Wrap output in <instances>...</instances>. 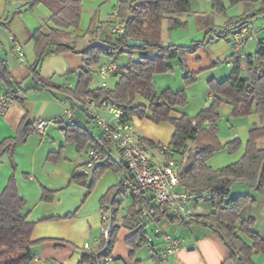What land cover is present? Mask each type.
Segmentation results:
<instances>
[{"label":"trees","instance_id":"1","mask_svg":"<svg viewBox=\"0 0 264 264\" xmlns=\"http://www.w3.org/2000/svg\"><path fill=\"white\" fill-rule=\"evenodd\" d=\"M227 1L231 5L243 3L245 7L242 15L228 21L220 30L216 32L214 30L216 37L228 39L233 31L250 26L252 16L258 11L252 9L256 0ZM81 2L82 0L30 1L29 6L42 3L49 9L48 20L52 24L48 32L36 29L29 35V39L33 41L34 61L27 68L30 76L39 83V87L32 89L55 88L71 97L72 106L75 105L74 100L85 97L94 99L97 104H113L122 109L120 118L122 122L137 117L147 118L156 124L170 123L174 131L167 145L175 155L186 154V160L180 165L178 172L180 188L187 190L194 200L210 199L212 210L201 217L208 223L210 230L223 241L234 264H254L252 256L255 253H264V237L255 233L253 220L243 219L241 213L248 204L254 203L256 195H264V149L257 148L256 145V140L264 137V123L252 126L248 130L243 153L238 160L218 168H212L207 161L218 150L226 149L232 153L241 147L239 138L221 143L217 136L219 107L222 103L231 106V117L240 118L252 113L264 117V39L257 40L254 52L246 51L239 58H233L231 53L229 57L233 67L224 79L217 80L213 77L207 79L206 84L211 95L207 107L202 108L194 116L184 112L174 116L173 112H179L187 102L184 91L164 88L157 92L152 83V75L155 72L171 70L168 61L175 59L182 67L184 84L195 82L197 73L187 68L185 55L193 53L199 47H204L213 38L196 40L189 45L164 44L161 41V24L164 20L169 30L186 27L187 22L182 16L191 13V0H143L140 3L121 0L117 5L116 18L123 23V32L112 40H106L105 44L89 42L78 48L79 40L91 32L88 29L83 35L72 36L79 28ZM212 4L223 9L221 0H212ZM2 24L3 22H0V26ZM128 39L143 40L145 43L139 48H130L127 45ZM148 41L151 42L150 45L146 43ZM65 51L80 54L83 62L76 73V82L72 88L48 82L38 72L47 53ZM134 51L140 53L137 59H129L124 65L117 64L118 68L112 74L117 79L112 86L109 84L108 87L90 86L96 71L93 66L100 63L102 56L111 59L124 52ZM151 52L153 54L149 55ZM242 71L245 72L244 76ZM0 80L8 87L6 93L8 97L21 99V93L26 92V89L19 86L16 90H11V84L15 81L3 59H0ZM136 96L144 99L146 104L136 103ZM87 119L82 121L75 119L74 116L71 122L63 123L59 129L65 142L74 143L78 151L90 144L92 149L102 152L101 161L90 172L89 183L86 185L88 193L98 177L109 168L119 169L123 176L128 175L134 180L121 154L119 160H114L109 155L113 141L100 129V133L95 134L89 126L90 122H94L88 116ZM33 132L34 124L22 120L15 135L6 137L0 142V156L3 153L11 155L14 147L25 142ZM136 138L148 150L161 145L141 136ZM115 147L120 152L116 145ZM62 148L60 146L58 150L48 152L46 160L58 161L62 156ZM87 176L74 173L72 179L84 183L85 181L82 180ZM121 181L122 178L119 185L108 188L99 198L100 207L109 208L113 223L117 220L120 206L116 195L122 187ZM234 183H240L249 192L231 196L230 190ZM53 194L54 191L43 189L41 199L50 201ZM141 201L153 207L152 217L155 220L167 217L170 221L184 223V219L167 214L163 204L151 203L144 194ZM25 203V199L17 190L14 171H12L8 182L0 192V264H30L34 258L32 246L39 240L33 242L30 239L34 222L22 214ZM138 205L140 202L133 198L130 211L122 220L123 226L134 230L127 240L134 248L146 243L144 233L138 226L141 215ZM73 215L74 213L66 214L63 217ZM188 222L192 220L189 219ZM117 231L118 226L114 224L110 232L109 246L102 249L103 245L100 241L97 248L84 249L85 252L79 262L95 264L102 256L111 253ZM152 258L154 264H160L159 254L155 251L152 253Z\"/></svg>","mask_w":264,"mask_h":264},{"label":"crops","instance_id":"2","mask_svg":"<svg viewBox=\"0 0 264 264\" xmlns=\"http://www.w3.org/2000/svg\"><path fill=\"white\" fill-rule=\"evenodd\" d=\"M14 1H21L23 4L17 8H13L12 2ZM30 1L31 0H0V22L4 24L0 26V59L6 62L10 74L15 81V83L11 84V90H16L18 86L22 89H26L25 93H21V99L9 97V105L5 113L0 115V142L6 137L14 136L22 120H24L25 123L33 124L38 119L59 122V113H52L49 115L45 112L52 107L62 109V107L71 100L69 95L55 88L50 87L42 90L32 89L34 87H39V83L30 76L27 68L34 60L31 59L29 61L24 54L25 59L23 61H18L15 56V60L12 61V59L7 56L6 48L4 44H2V37L5 38L7 36L9 41L8 45L10 46L8 34H12L24 49H29L32 53L33 41L29 39L30 33L36 29L48 32L49 28L52 27L51 22L48 20L50 16L49 9L42 3L29 6ZM119 1L121 0H82L80 17L85 12L93 17L89 27L91 32L87 33L88 35L85 34L79 40L77 43L78 48L89 42L105 44L106 40L113 39L109 33L108 21L116 18V9ZM126 1L140 3L143 0ZM28 10L31 13L29 15L26 13ZM37 13H40V15ZM80 30L79 26L78 31L73 32L72 36L83 35L85 33V31L82 32ZM258 39L262 38L256 35V41ZM176 42L177 41L173 40L171 34H169L167 44H175ZM180 45L186 44L181 42ZM248 46H250V44H248ZM134 52L137 54V57H139L140 53L138 51ZM152 54L153 52L149 53V55ZM101 58L102 61L105 60L104 58L106 57L102 56ZM107 60H109V58H107ZM172 60L178 63L177 60ZM172 60H169L168 64L171 65ZM101 61L99 64L103 63ZM185 61L189 70L198 73L202 69L211 68L212 65L216 64L218 59L213 60L207 53L205 47H199L193 53H187L185 55ZM82 65L83 62L80 54L70 51L47 53L38 72L48 82L72 88L76 82V73ZM98 65L93 66L96 70L95 73H97ZM171 67H173V64ZM56 72L64 77L63 83H56L51 80ZM227 75L228 73H224L218 77V75L215 74L211 77L222 80ZM208 78H210V76ZM108 79H114L115 81L117 77L110 76ZM90 86L96 87L98 84L92 86L90 83ZM164 88L170 87L166 86L155 91L159 92ZM177 90H183V88L174 91ZM7 92L8 87L0 80V95H6ZM208 96L211 101L209 91ZM135 102L146 104V101L139 96H136ZM180 112L187 113L183 108H180L179 112H173V115L179 116ZM231 113L232 108L230 105L225 103L220 105V117L217 122L218 138L220 142L225 143L231 138L238 137L244 145L247 140L248 130L252 126L263 124L264 117L252 113L244 117L234 118L231 117ZM105 115L109 117L108 113ZM74 116L75 119L82 120L76 112ZM130 122L135 136H141L158 144L168 143L174 131V127L168 122L156 124L147 118L139 119L137 117H132ZM99 133L100 130L96 134ZM66 145L71 144H66L63 138H59V136H57L55 132L53 133L49 130L47 126L43 134L36 132L34 129V132L27 137L25 142L14 147L11 155L3 153L0 156V192L8 182L12 171H14L17 190L26 201L22 214H24L28 220L34 222L30 239L33 242L39 240V242L34 243L32 246L34 258L30 264H91L89 262L80 263L79 261L82 254L85 252L83 244L90 243V245H94L98 238L97 232L100 222V207L98 206L97 209L92 211L84 210V203L73 201L74 199L69 197L68 194H66L68 195L66 199L69 203L67 202L64 204L65 206L61 205L60 207L56 204L62 201L63 198L61 195L64 190L71 189L73 186L80 184L78 181L72 179L74 173L89 176L90 172H78L74 169V164L73 169H71L72 162L69 161L67 165L68 168L66 169L60 168L59 161L55 163V165L51 164L52 166H46L45 164L48 152L56 151L60 146H63L64 150L66 149ZM256 145L257 148L264 149V137L258 138L256 140ZM89 149H91L90 144L82 151L85 154L83 157L85 160H77L75 161L76 164L82 165L87 160V151ZM156 149L157 148L150 149V151L156 153ZM64 154L63 151L62 157ZM109 155L111 156L110 148ZM67 158L68 157L65 156V159ZM71 171H73V174L70 178L69 174ZM38 174H41L42 177L40 178L44 179H39ZM233 185L230 191H232ZM238 185L240 186H236L239 187L236 190L237 194L249 192L245 186L241 184ZM240 187H242V189ZM43 189L54 191L50 201L41 199ZM178 189L182 190L180 186ZM144 195L151 200V203L154 202L149 193L146 192ZM30 199L38 200V204L36 201L34 202L35 205L39 206L37 210L35 209L36 206L26 208ZM138 206L140 208V205ZM130 208L131 206L129 207L128 205L122 215L118 213L117 220L114 223L118 226V231L115 243L112 247L111 256L116 264H154L152 258L153 251L159 253L165 246V242L161 235L154 231V226H158L162 232L175 235L180 239V246L171 254L167 255L166 258L160 259V264H234L230 259V253L223 241L210 230L207 224L195 220L192 217L190 218L192 222L187 223L189 219H184V223H180L177 221H170L167 217H161L159 220L152 218L153 221H148L140 215L138 226L141 227L144 236L150 238V240L148 241L146 239L145 244L134 248L133 245L127 241L134 230L122 225L123 217L128 214ZM188 209L196 210L201 216L207 215L212 210L211 201L209 198H204L199 201L193 199L188 203ZM72 213H74L73 216L63 217L66 214ZM166 213L168 214L167 211ZM241 217L245 220H253V229L255 233L258 236L264 237V195H256L254 203L248 204L243 209ZM252 259L254 264H264V253H255Z\"/></svg>","mask_w":264,"mask_h":264},{"label":"rangeland","instance_id":"3","mask_svg":"<svg viewBox=\"0 0 264 264\" xmlns=\"http://www.w3.org/2000/svg\"><path fill=\"white\" fill-rule=\"evenodd\" d=\"M221 1L223 4V9H220L219 6L213 5L212 0H191V4H190L191 13L189 15L182 16V19L187 22L186 27H179L176 29L169 30L168 24L165 20L161 24V41L164 44L168 43L169 34H171L173 40L177 41L175 44H181L182 42L186 45H189L193 41H196V40H203L204 38H206L204 40H208L211 37L213 38L209 43L205 44L204 47L207 53L212 57V59L213 60L218 59V61L216 62V64L212 65L211 68L202 69L198 73L196 72L197 74H196L195 82L188 84V85L184 84L183 79H182V76H183L182 67L173 60L172 62L170 61L173 64V67H171V70L166 71V72H155L152 75L153 86L155 90L157 91L166 86L170 87L172 90L183 88V91L187 98V102L185 106L182 108L190 116L196 115V113H198L202 108L207 107L210 103L209 102L210 99L208 98L209 97L208 88L206 84L208 77L209 76L211 77L212 75H215V74L218 75L219 77L220 75H223L224 73H229V71L233 67V65H230V66L227 65V62L231 60L229 56L232 53V48H231L232 45L230 42V38L227 39L224 37H221V38L216 37L215 32L220 30L221 27H223L231 19H234L235 17L242 15L245 12V7L243 3L231 5L229 4L227 0H221ZM252 9L258 12H256V14L252 16L251 25L253 28L258 29V31L256 32L257 35L260 38L264 39V9H261V3L259 0H256L254 2ZM26 13L28 15L31 14L29 10L26 11ZM37 14L40 15V13H37ZM38 15H35V16H38ZM92 17H93L92 15L87 14L86 12L82 14V16L80 17L81 20L79 23V26L81 29L80 31L86 32L89 29L91 25ZM115 20H117V18L108 21L109 22V32H110V27L115 22ZM8 42L9 41L7 39V36L5 38L2 37V44H4L6 48L7 56L10 57L12 61H14L15 57L17 58V56L15 55L11 47V43L9 46ZM249 44L250 46H248L246 51L254 52L257 46L256 38L254 41L249 42ZM21 48H22V52L26 55L29 61L31 59L34 60V52L31 53L29 49H26V48L24 49L22 46ZM137 58L138 57L135 52H132V53L124 52L120 54L119 56H117L116 62L118 65H124L129 59H137ZM104 59L105 60H102L101 62L108 61L107 58H104ZM242 75L243 76L245 75L244 71H242ZM51 80L56 83H63L64 77L60 76L59 73L56 72L52 76ZM102 81H103L102 78L97 73H94L91 84L92 86H95L97 84L101 85ZM107 82L109 85L112 86V84L114 83V79H108ZM65 108L72 109V105L70 104V101H68L62 107V109L52 107L50 109H47V111L45 112L46 114H49V115L52 113H59V117L61 121L59 119V122H53L51 125L48 124L47 126L49 130H51L53 133L55 132V134H57L59 138H63V139L64 137L59 129V126L67 121L68 117L64 113ZM75 112L81 117L82 120L84 121L88 120L87 116L81 111H79L78 109H76ZM45 117H49V116H45ZM35 122H34V125H35ZM89 126L92 128L95 134L98 133L99 128L96 126V124L90 122ZM234 138H231V139H234ZM64 142H65V139H64ZM66 144H71V145H66V149L64 150L62 148V153L64 151L65 154L63 157L61 156V158L58 160L60 162L59 163L60 168L61 169L68 168L67 165L69 161V162H72L71 169H73V164H74V169L78 172H81L83 169V166L76 164L75 161L77 160L79 161L80 159L85 160V158H83L85 154L82 151H84V149L87 146L84 147L81 151H78L74 143H66ZM164 144L167 145V143H164ZM243 149H244V145L241 143V147L237 151L232 152V153L228 152L226 149L218 150L213 153V155L207 161V163L212 168H218V167L227 165L229 163H232L238 160L241 154L243 153ZM110 151H111L112 159L119 160V157H120L119 152L116 149L114 142H112L110 145ZM65 156H67L68 158L65 159ZM58 161L49 162L46 160L45 164L46 166H52V165H55V163H57ZM73 171H71L69 174L70 178H71V175L73 174L72 173ZM88 172H91V170H89ZM40 177H42L41 174H38L39 179H44ZM122 177H123V173L121 170L119 169L115 170L112 168L106 169L98 177L93 188L90 190L89 193L86 187V185L89 183V176L84 177L82 180V181H85L84 183L79 182L80 183V184L78 183L79 185L73 186L71 189L64 190L61 195L63 198L62 201L56 204L59 205V207L61 205L65 206L64 204L68 202V200L66 199V196L69 195V197L74 199L73 201L82 203V204L84 203V206H83L85 208L84 210L92 211L94 209H97L98 206L100 207L99 198L107 191L108 188L114 185H119V181L121 180ZM238 184L240 183H234L232 187L233 189L232 191H230L231 196L238 195L236 192V190L239 188L236 186H240ZM240 188L242 189V187ZM116 199L120 201L118 213L122 215L127 209L128 205L129 207L132 205V198L130 196H127L126 194H123L121 191H119L117 192ZM35 201L38 204V200L30 199L28 201L26 208L36 206L35 209L37 210L39 206L34 204ZM97 236L98 237L100 236L99 228H98Z\"/></svg>","mask_w":264,"mask_h":264},{"label":"built area","instance_id":"4","mask_svg":"<svg viewBox=\"0 0 264 264\" xmlns=\"http://www.w3.org/2000/svg\"><path fill=\"white\" fill-rule=\"evenodd\" d=\"M261 8L264 9V0H259ZM255 29L250 26H244L232 32L230 36L232 44V57H242L248 48V44L256 38ZM123 32V23L117 19L110 27V35L115 37ZM11 47L19 61L24 60V53L20 43L12 34H8ZM117 56H113L107 62L99 64L97 73L102 78L101 86L108 87L107 79L114 74L118 68ZM227 65H233L231 60ZM10 102V98L4 94L0 95V115L4 114ZM72 109L65 108L64 113L67 115V121L74 119L75 110L78 109L86 116L90 117L94 124L104 132L120 150L121 158L126 163L130 174L134 180L124 175L122 177V187L120 191L140 202L141 216L148 220H152L153 207L142 202V194L149 193L156 204H163L169 215L175 218L190 219L208 223L197 213L196 210H189L188 203L193 200L192 195L187 190H179V168L186 160V154L175 155L168 145L161 144L156 149V153L146 149L137 141L133 127L130 121L122 122L120 120L122 109L113 104L101 103L97 104L94 99L85 97L77 100ZM108 113L109 117L105 114ZM55 122L54 120L38 119L35 122L34 129L36 132L43 134L47 125ZM207 121H205L206 123ZM194 123V121H192ZM178 156V157H177ZM102 159V152L95 149L87 151V160L82 164L83 173L92 170ZM100 236L94 245L88 243L83 244L84 249L97 248L102 241L103 248L109 246V237L114 223L111 221V214L107 206L99 208ZM154 231L161 235L165 242V246L160 250V259L166 258L180 246V239L166 232H162L158 226H154ZM146 238V237H145ZM148 241L150 238H146ZM95 264H116L111 253L102 256Z\"/></svg>","mask_w":264,"mask_h":264},{"label":"water","instance_id":"5","mask_svg":"<svg viewBox=\"0 0 264 264\" xmlns=\"http://www.w3.org/2000/svg\"><path fill=\"white\" fill-rule=\"evenodd\" d=\"M23 4V2H21V1H14V2H12V6H13V8H17V7H19V6H21ZM144 41L143 40H136V39H128L127 40V45H128V47H130V48H132V47H137V48H139V47H141V46H143L144 45ZM147 44H151V42H146Z\"/></svg>","mask_w":264,"mask_h":264}]
</instances>
